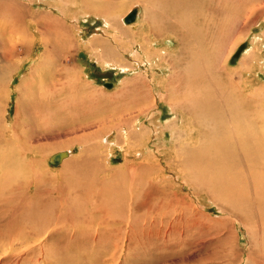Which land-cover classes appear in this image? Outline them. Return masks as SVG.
I'll return each mask as SVG.
<instances>
[{
  "label": "rangeland",
  "instance_id": "obj_1",
  "mask_svg": "<svg viewBox=\"0 0 264 264\" xmlns=\"http://www.w3.org/2000/svg\"><path fill=\"white\" fill-rule=\"evenodd\" d=\"M11 2L31 33L0 34V65L11 55L0 134L17 120L22 145L7 150L29 156L0 163V264H238L250 251L264 264V0ZM132 7L137 17L124 24ZM42 12L64 21L73 45L47 33L50 49L38 36L31 46ZM48 54L44 84L49 75L64 84L55 98L27 85ZM244 101L236 123H222ZM220 146L235 149L234 171L220 169ZM191 151L216 164L209 176L196 158L194 169L182 164Z\"/></svg>",
  "mask_w": 264,
  "mask_h": 264
},
{
  "label": "bare ground",
  "instance_id": "obj_2",
  "mask_svg": "<svg viewBox=\"0 0 264 264\" xmlns=\"http://www.w3.org/2000/svg\"><path fill=\"white\" fill-rule=\"evenodd\" d=\"M7 1L8 0H0V16L1 17H3V16H5L6 17V15H8L9 14V19H6V21L4 22V24H0V25H2V26H0V34H2V35H6V34H13V32H16V26H14V25H19V28L17 29V30H19L20 31V33H22V35L24 36H28V35H30V34H28L29 33V31H30V29H29V24L28 25H25L24 26V28H21L22 26H21V22L23 21H21L19 24L18 23H16L15 22V20H14V18H15V14H10L11 12H12V9H14V3L13 2H11V3H7ZM83 1V4H84V1H86V0H82ZM181 2V1H180ZM87 3V2H86ZM179 4V3H178ZM84 5H86V4H84ZM88 5V4H87ZM90 7V6H89ZM57 8H58V10H59V12L60 11H62V14L64 15L63 17H65V13H64V6L62 7V8H59L58 6H57ZM252 11V10H251ZM34 13V12H33ZM32 13V14H33ZM45 13H47V12H45ZM43 14V12H42V14H34L35 16L33 17L34 19H33V21L35 20V23H42V19H44V21H46V22H43L45 25L43 26V28L42 29H39V31L36 33V32H34V33H32V36H31V39H28L27 37V40H29L30 42H32V47L34 46V44L35 43H37L35 40V38H37L36 36H38V37H40L42 40H43V42H44V45L46 46V49L47 48H49V46H52L51 44H49V40H48V37H46V36H44V35H46L47 33H52V34H55V35H57V36H60V37H63L64 36V44H69L71 41L69 40V38H70V35H69V37L67 36V30L65 29V26H64V21H63V23H62V21H58V22H51L50 23V21H53V19L51 18L50 20L47 18V17H49L48 15V13L47 14ZM52 15H50V17H51ZM54 18H56V16H53ZM137 17V16H136ZM24 18V17H23ZM121 19H122V17H120ZM47 19H48V21H47ZM4 21V20H3ZM9 21H12V23H10L9 25L10 26H8V25H6V24H8V22ZM55 21V20H54ZM134 22V21H133ZM16 23V24H15ZM34 23V22H33ZM132 24V23H131ZM37 26H38V24H37ZM42 27V26H41ZM40 27V28H41ZM39 28V27H38ZM35 30V29H34ZM30 33H31V31H30ZM70 33V32H69ZM38 34V35H37ZM109 40V39H108ZM73 42V41H72ZM70 43V45L69 46H71V45H73V43ZM99 43H100V40L98 39V36L97 37H95V38H92L91 39V42H90V45L92 46V47H95V46H98L99 45ZM247 43V42H246ZM29 44H27V46H28ZM40 45V44H39ZM26 46V47H27ZM42 46H43V44H42ZM11 47H13V46H11ZM247 47V44H246V46H245V48ZM24 48H25V46H24ZM28 48V47H27ZM245 48H243L242 49V51L245 49ZM14 50V48H10V50ZM26 49V48H25ZM30 49V48H29ZM50 49V48H49ZM11 50V51H12ZM27 51V50H26ZM242 51H241V53H242ZM10 52V51H9ZM8 52V53H9ZM25 52V51H24ZM7 53V54H8ZM11 53V52H10ZM9 53V54H10ZM240 53V54H241ZM38 54V53H37ZM46 54V53H45ZM100 56H101V54H99ZM242 55V54H241ZM240 55V56H241ZM33 56V55H32ZM50 54H48L47 56H44L43 55V57H41L39 60H40V62L39 63H37V69L36 70H33V72L31 73V81H30V83H27V85H28V87H31V85H33L34 84V82H35V85H36V87L39 89H44V91H45V94L46 95H48V96H50V97H52V98H55V96H58V91L57 90H60L57 86H59V87H62V85H64V84H62V83H60V81L59 80H56V81H54L53 79H54V77L52 76V75H49V77H51V85L50 86H46L45 84H44V81L46 80V78H45V75H46V68H48V67H50L49 65H50ZM10 57H11V55H10ZM9 57V58H10ZM5 58H7L6 56H5ZM9 58H7L6 60H3V63L4 64H2V65H0V68L1 69H3V72L2 71H0V90H3V89H5L6 88V85H8V83H10L11 82V79L9 80L8 78L6 79V74H5V72H4V67L6 68L7 66H8V64H9V62L10 61H8L9 60ZM100 58V57H99ZM101 59V58H100ZM31 68V67H30ZM33 69V68H32ZM31 70V69H30ZM223 72V71H222ZM219 74H221L222 75V73H219ZM223 75H225V74H223ZM205 79H207V78H205ZM77 80H79V78H77ZM76 80V81H77ZM81 81V80H80ZM208 85H209V82L207 83ZM61 85V86H60ZM33 87V86H32ZM51 88V89H50ZM43 91V92H44ZM226 96H220L219 97V100H222V99H224ZM0 101H2V99H1V97H0ZM206 102V101H205ZM249 105V102L248 101H244L243 103H241V104H237L236 106H232L231 108H229L230 110H228V109H226V113H225V115H222L223 117H222V123L224 122V124L226 125H228V124H234V123H236V120L237 119H239V109H244V108H246L247 106ZM211 109V108H210ZM2 110V109H1ZM209 110V109H208ZM35 113H39L40 111H39V109L38 108H35ZM213 111V110H212ZM197 113V112H196ZM198 114V113H197ZM193 115V114H192ZM35 116H36V114H35ZM238 116V117H237ZM255 116V115H254ZM244 117L245 118H251V116L250 115H248V114H245L244 115ZM38 119H40L39 117H37ZM264 119V118H263ZM216 121V120H215ZM249 121H252V119H248L247 121H246V123H248ZM255 121V124H258V125H260V122H262V121H264V120H262V121H257V120H254ZM2 122L4 123V119L3 120H1L0 119V131L2 130ZM14 122V124L12 125V128H11V131H12V134H10L9 136H8V132H5V135H1L0 134V139H2L3 140V148H6V152H7V157H5V156H3L2 157V155L5 153V150H3V151H0V163L2 162V163H5V162H8L9 164L11 163V162H13V163H15V162H18V163H20L21 161H23V158L25 159V161H26V159H28V154H26L27 152H25L24 154H23V151H22V154H16L14 151H12V150H7L8 148H9V146H14L13 144H19L20 143V145H22V137H20V134L18 133L19 132V126H18V123L19 122H17V120H15V121H13ZM193 123H195V122H197L198 124H199V126H196L195 128H196V131H197V133H199V136H201V137H204L205 135H208V133H210L209 131L207 132V131H204L202 128H201V125H202V123H201V121H198V119L195 117L194 118V121H192ZM43 123H44V121H43ZM38 126L40 125V122H38V124H37ZM50 128V127H49ZM48 128V129H49ZM199 128H201L200 130H199ZM243 130H244V126H243V128H242ZM233 130V129H232ZM131 134V136L132 137H134V133H130ZM244 134H245V139L246 140H251V139H254V134L252 133V132H250V131H248V132H244ZM52 144V143H51ZM53 146H54V144H52ZM235 145V144H234ZM52 146V147H53ZM51 147V148H52ZM42 148H44V147H42ZM172 148L174 149L175 147H174V145H172ZM64 151H66L67 152V156H65L64 158H66V157H68V155H69V152L70 151H67V150H64ZM257 151V150H256ZM24 155V156H23ZM27 155V156H26ZM185 155L187 156V158L186 159H184L183 161H182V164H184L185 162V165H190V163L191 162H189V161H191L192 159H194V158H196L197 160H198V165H200L201 167H202V169L200 170V175L201 176H203V177H207V176H209V174H211V172L216 168V164L215 163H210L209 162V159L206 157V156H204V155H202V154H200L199 152H193V151H191V152H186L185 153ZM199 155H200V158H199ZM2 158V159H1ZM64 158L61 160V161H63L64 160ZM61 161H60V163H61ZM217 162H219L220 164H221V168L220 169H223L224 171L225 170H231V171H234L237 167H238V165H239V163H238V157H237V154H236V151H235V149L234 148H231V149H229V148H227V149H225V148H223V147H221L220 146V148H219V152H218V155H217ZM224 163H225V165H224ZM247 163L250 165V166H252V167H255V165H256V163H255V161H253V160H250V161H247ZM246 163V164H247ZM247 164V165H248ZM192 165V166H191ZM190 166H191V168L192 169H194V167H195V165H193V164H191ZM65 166H69V163H66L65 164ZM219 167V166H218ZM217 167V168H218ZM225 167V168H224ZM180 177H182V175H180ZM235 177H237V175L235 176ZM239 178V177H238ZM216 179H217V181H219L218 183H222L223 185H225V186H227V187H230L231 185H234V182H236L235 180H234V178H232V180H226V182L224 181V179H222V178H219V177H216ZM21 185V183H19L18 184V186H20ZM222 189V188H221ZM231 190V189H230ZM229 190V191H230ZM251 209H254L253 207H250ZM256 209V208H255ZM257 209H258V207H257ZM222 210L223 211H225V209H224V205H222ZM238 223V222H237ZM244 224V223H243ZM240 226V225H239ZM22 238L23 239H25V241H26V237H24V236H22ZM253 249V248H252ZM252 251H250L249 252V255H248V257H247V259L245 260V262L243 261L244 260V258H241L240 259V261H239V263L238 264H240L241 263V261H243V263L244 264H253V259H252ZM234 261L236 262V260L234 259ZM230 262H232V261H230ZM234 262V263H235Z\"/></svg>",
  "mask_w": 264,
  "mask_h": 264
},
{
  "label": "water",
  "instance_id": "obj_3",
  "mask_svg": "<svg viewBox=\"0 0 264 264\" xmlns=\"http://www.w3.org/2000/svg\"><path fill=\"white\" fill-rule=\"evenodd\" d=\"M137 16V8L136 7H132L131 10H129L123 17H122V21L124 24H131L133 23V21L136 19ZM246 41L242 42L241 45L238 46V48L236 49V51L233 53L232 57L230 58V61L233 62L235 59H238L240 57V53L242 51L243 48H245L246 46ZM80 55H82V53H79ZM83 56V55H82ZM106 87H111V83H105L104 84ZM67 156V152H57L55 154H53L50 158L49 161L51 163L57 164L60 163V161Z\"/></svg>",
  "mask_w": 264,
  "mask_h": 264
}]
</instances>
